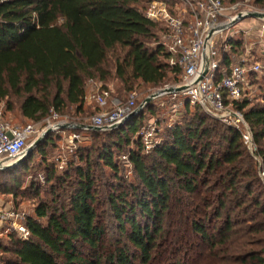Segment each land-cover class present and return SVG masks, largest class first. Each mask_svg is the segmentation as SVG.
<instances>
[{"label":"trees","instance_id":"16d2710c","mask_svg":"<svg viewBox=\"0 0 264 264\" xmlns=\"http://www.w3.org/2000/svg\"><path fill=\"white\" fill-rule=\"evenodd\" d=\"M152 1L0 0V104L38 122L70 106L82 108L88 81H106L112 70L130 88L179 82L182 70L170 65L160 41L167 27L146 16ZM253 2L264 6V0ZM244 41L219 43L223 68L244 54ZM258 76L264 74L249 78ZM236 105L253 132L255 155L238 130L186 103L183 120L151 152L136 136L143 110L117 128L76 129L111 139L80 150L81 163L62 171L42 161L46 183L25 184L19 175L31 171L38 155L45 159L54 145L49 134L21 164L0 170V193L15 200L30 194L38 202L35 216L25 220L28 239L16 232L0 237L1 264H264L257 159L264 163V86ZM122 152L135 182L119 174L115 155ZM103 167L113 174L105 185L114 235L99 210Z\"/></svg>","mask_w":264,"mask_h":264},{"label":"built area","instance_id":"2783aa9c","mask_svg":"<svg viewBox=\"0 0 264 264\" xmlns=\"http://www.w3.org/2000/svg\"><path fill=\"white\" fill-rule=\"evenodd\" d=\"M176 1V4L171 6L166 0H154L146 12L147 18L167 27L160 41L170 54V65L178 66L182 70L181 80L175 87L185 86V89L180 93L171 94L174 97L183 95L186 98L184 104L199 107L210 117L238 130L249 151L255 155L258 148L253 132L236 104L247 93L250 73L264 74V61L253 60V45L245 44L246 53L239 57L238 63L226 69L221 65L217 48L219 36L222 37L225 30L230 28H225L226 26L239 18V15L245 19L250 12H257L251 7L252 0ZM254 30L251 26L248 30L241 31L243 39L247 41L249 34ZM259 30L264 33V24ZM263 36L260 34V37ZM231 38H237V32H232L223 41ZM229 48L226 45V50ZM205 67L207 73L199 80ZM107 96L108 93L104 91L96 97V101L100 105L105 104ZM137 96L136 92H131L127 100L118 103L114 109L96 114L91 124L106 129L130 119L139 107L136 104ZM181 105L182 103H177L175 107ZM58 117L57 112H52L41 122L26 126L14 125L0 119V169L24 157L29 147L28 141L32 137L37 139L48 129L63 130V126L76 129L75 124L64 121L52 124L51 119ZM45 122L46 125L41 126ZM155 130L153 127L141 136L148 152L158 145V142L152 141ZM79 138L80 134L74 132L70 141L74 142ZM260 171L264 180V170ZM27 216L21 209L0 204V237L16 232L20 238L28 239L31 233L25 224Z\"/></svg>","mask_w":264,"mask_h":264},{"label":"rangeland","instance_id":"374dc122","mask_svg":"<svg viewBox=\"0 0 264 264\" xmlns=\"http://www.w3.org/2000/svg\"><path fill=\"white\" fill-rule=\"evenodd\" d=\"M229 2V0H225ZM251 7L254 11L263 12L264 13V6L257 5L251 1ZM264 24L263 20L247 17L243 20H240L235 25L231 26L229 29L225 30L224 35L222 37L219 36L221 43L225 40L232 32H237V38H243V34L241 31L248 30L251 26L254 27V31L249 34V39L245 42V44H252L253 49L252 51L255 53V59H259L264 56V33L259 32V28ZM217 45L219 54L222 53L220 46ZM149 47L155 46V43L148 44ZM246 50H244V54ZM253 53V54H254ZM243 55V54H242ZM239 57L234 55L233 56V64L238 63ZM261 61V60H260ZM109 76L106 81L101 80H90L87 83L86 87V98L85 103L82 108H78L76 105L70 106L68 109L65 110L63 114H59L57 119L52 118L51 122L57 123L60 121L73 123L76 126V129H79L80 125H90L92 122L93 117L102 111L112 110L114 109L118 103L125 102L131 92H136L138 94L136 99V104L140 106L147 98L153 96L154 94L166 90L168 88L174 87L178 82L170 81L165 85L153 87L150 85H146L140 82L135 83L132 88L126 85L122 80H120L116 75L115 71H109ZM170 76H172L170 74ZM180 78V76H179ZM249 83L247 84V94L255 98L260 93V88L264 86V76H258L257 78H249ZM106 91L108 96L106 98L105 104H98L96 101V97ZM186 98L183 95H179L174 97L171 93H163L160 96L155 97L151 102L147 103L145 108L141 111L145 110V114L142 118V126L137 133V137H141L142 133L150 131L153 127L156 130L153 132L152 141L158 142L160 144L163 140V136L166 130L170 127L175 126L179 122L183 120L184 111H185V104L184 101ZM182 103L180 107H175V104ZM147 108L149 110H147ZM0 119L6 122H10L14 125L18 126H26L27 124L34 123L33 121L27 120L21 116L18 110L14 112H7L5 111L4 104H0ZM42 121V120H41ZM38 121V122H41ZM35 122V123H38ZM46 125L42 123L41 126ZM63 130L60 131H51L50 134H54V145L48 146L45 150V159L43 155H38L35 159L34 165H32V169L29 173L19 175V180L24 181L25 184H29L32 179L38 178L42 184L46 183V170L44 167L47 164H51L55 166L58 170L66 169L69 164L72 163H81L78 155L80 150H85L90 146H96L101 144L104 140L110 141L111 137L108 135H102L100 137L92 135L87 131H77L72 127L63 126ZM84 129V128H81ZM85 130V129H84ZM106 130V129H102ZM47 132V131H46ZM76 132L80 134V138L77 141H70V136ZM36 140L35 137H32L28 143L29 145L32 144ZM143 141V139H142ZM153 150V149H152ZM150 150L149 152H151ZM144 152L148 153L147 149L144 147ZM28 156V155H27ZM94 157L96 158L95 154ZM26 158V157H25ZM42 161L46 165H42ZM115 161L119 168V174L123 176L125 179L129 180L130 182H135L137 180L136 175L134 173L133 166L128 161L127 152H122L121 154L117 153L115 155ZM259 163V175L261 177V171L264 170V163L261 159H258ZM103 174H105V179L101 183H99L98 187V195L100 197V205L99 210L101 215H105L104 222L108 227L109 234H115V225L113 219L110 215V209L108 206L107 194L110 192L108 185H105L112 180V172L107 169V167H103ZM99 173L101 170H97ZM2 178H7L6 176H2ZM262 178V177H261ZM263 180V179H262ZM264 184V180L262 181ZM260 191H264V189H259ZM49 186L47 187V193L42 192V194L48 198L49 197ZM264 199V194L262 195ZM19 204V207L29 216H35V208L37 206V198L33 197L30 194H27L26 197H18L17 200L12 195H7L0 193V204L1 205H16L15 203ZM5 236V235H3Z\"/></svg>","mask_w":264,"mask_h":264},{"label":"water","instance_id":"95a60500","mask_svg":"<svg viewBox=\"0 0 264 264\" xmlns=\"http://www.w3.org/2000/svg\"><path fill=\"white\" fill-rule=\"evenodd\" d=\"M247 17H251V18H255V19H263L264 20V13L263 12H250L248 15H247ZM244 18L241 16V15H239V18H237L236 20H234L233 22H231L228 26H226L225 28H229V27H231V26H233V25H235L236 23H238L240 20H243ZM207 73V67H205V69L203 70V72H202V74L199 76V80H201L203 77H204V75ZM185 89V86H181V87H172V88H168V89H166V90H163V91H161V92H158V93H156V94H154L153 96H151V97H149V98H147L138 108H137V111L136 112H134L133 114H132V117H134V116H136L137 115V113H139L142 109H144L145 108V106H146V104L147 103H149V102H151L155 97H157V96H160V95H162L163 93H167V92H169V93H180V92H182L183 90ZM125 123V121L124 122H122V123H120V124H118V125H114V126H112V127H109V128H106V129H113V128H117V127H119V126H121V125H123ZM77 127H79V128H85V129H89V130H102L103 128H101V127H96V126H94V125H92V124H90V125H80V126H77ZM51 129H48L47 130V132L45 133V134H43V135H41L40 137H38L32 144H30L29 145V147H28V149H27V153L25 154V156L24 157H22L21 159H19L17 162H15L14 164H12V165H9V166H5V167H3L2 169H0V170H3V169H6V168H9V167H15V166H17V165H19V164H21L22 163V161L25 159V157L27 156V155H29L50 133H51Z\"/></svg>","mask_w":264,"mask_h":264}]
</instances>
